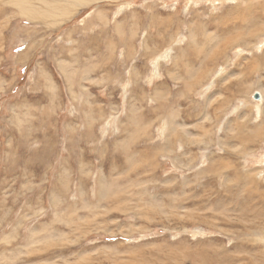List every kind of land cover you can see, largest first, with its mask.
<instances>
[{"label": "rangeland", "instance_id": "1", "mask_svg": "<svg viewBox=\"0 0 264 264\" xmlns=\"http://www.w3.org/2000/svg\"><path fill=\"white\" fill-rule=\"evenodd\" d=\"M263 57L264 0H0V264H264Z\"/></svg>", "mask_w": 264, "mask_h": 264}, {"label": "bare ground", "instance_id": "2", "mask_svg": "<svg viewBox=\"0 0 264 264\" xmlns=\"http://www.w3.org/2000/svg\"><path fill=\"white\" fill-rule=\"evenodd\" d=\"M255 25V24H254ZM235 38V37H234ZM236 40V39H235ZM238 40H239V38H238ZM228 44H230L229 42H227ZM257 60H259V59H257ZM259 62H260V60H259ZM261 63H264V57H263V60L261 61ZM247 74V73H246ZM247 76V75H246ZM244 126V125H243ZM242 126V127H243ZM174 126L173 125H169L168 126V129H169V131H175L174 130V128H173ZM169 135V134H168Z\"/></svg>", "mask_w": 264, "mask_h": 264}, {"label": "water", "instance_id": "3", "mask_svg": "<svg viewBox=\"0 0 264 264\" xmlns=\"http://www.w3.org/2000/svg\"><path fill=\"white\" fill-rule=\"evenodd\" d=\"M253 99H254L255 101H258V100H259V95H258V93H255V94H254Z\"/></svg>", "mask_w": 264, "mask_h": 264}]
</instances>
